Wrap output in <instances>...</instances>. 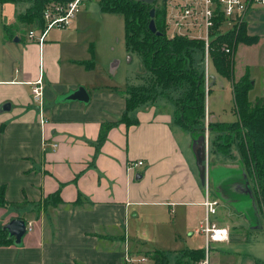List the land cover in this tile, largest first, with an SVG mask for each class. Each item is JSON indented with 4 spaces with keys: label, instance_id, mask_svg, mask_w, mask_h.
Masks as SVG:
<instances>
[{
    "label": "crops",
    "instance_id": "1",
    "mask_svg": "<svg viewBox=\"0 0 264 264\" xmlns=\"http://www.w3.org/2000/svg\"><path fill=\"white\" fill-rule=\"evenodd\" d=\"M17 17L2 23L0 37V187L5 202L0 204V224L22 219L26 232L19 244L0 246V264H128L125 257L134 260L131 254L157 248L166 254L164 248L175 243L181 230L202 238L185 250H203L197 229L205 199L216 202L209 221L228 229L227 241L209 243L208 258L216 263L213 259L225 252L226 264H231L226 246L247 241L234 229L246 231L261 221L237 210L236 217L247 226L238 225L231 202L202 196L191 139V133L199 132L174 125L170 96L132 109L127 116L136 122L126 125L125 95L110 83L94 81L95 64L91 69L82 65L93 49L80 16L65 29H49L41 45L26 37L28 30L41 28ZM244 28L250 36H261L254 32L259 27L253 21ZM38 78L41 121L29 85ZM204 78L206 96L211 87L209 76ZM78 86L85 89L87 101L66 98ZM167 91L176 94L173 88ZM206 120L214 122L210 115ZM136 161L142 164L128 168ZM55 193L58 199L52 197ZM220 204L224 215L217 212ZM243 208L249 212V205ZM150 244L155 247L147 248ZM252 257L243 264L264 263V257Z\"/></svg>",
    "mask_w": 264,
    "mask_h": 264
},
{
    "label": "rangeland",
    "instance_id": "2",
    "mask_svg": "<svg viewBox=\"0 0 264 264\" xmlns=\"http://www.w3.org/2000/svg\"><path fill=\"white\" fill-rule=\"evenodd\" d=\"M32 1L33 0H7L0 4V37L3 32L2 23L8 24L10 21H14L18 14L25 12V7L30 5ZM152 1L157 4V0ZM47 4H50V2ZM73 16V18L80 16L82 20L80 27L87 26L88 32L91 33L89 42L92 44L91 48L93 51L91 55L89 54L88 59L85 61H91L95 64L93 71L95 74V82H98L100 86L104 83L114 85V87L118 90V94H124L125 98L127 97L129 100L131 98V94L130 89L126 88L127 85L146 88H151V86L154 85L148 76L147 70L144 69L142 65L140 55L125 51L123 43V18L121 14L101 12L95 0H81L78 5V9ZM71 21L72 19L70 22ZM247 21L248 23L253 21L255 22V25H258L259 30L254 32L261 36H258V39L250 44L238 42L233 49L227 43H223L221 45L220 49L227 46L232 50L231 55L225 53L226 55H230L232 58L230 77L219 74L216 71L211 59H208L205 76L206 78L209 76L208 84L210 85L211 90L205 96L204 104L206 115L204 114L202 119L203 131L199 128L195 130L199 133H191L194 150L203 151L204 155L202 159H199L198 156H196L200 161L197 167H203L202 176H199L202 196L208 195L209 199L215 197L217 200L219 199L222 204L224 201L231 202V211L232 214H234L232 217L238 225L245 224L242 220L240 221L239 215L237 217L235 215V213L240 211L246 213L244 215H255L259 218L258 222L261 221L259 227H256L255 224H250V227L246 229V231L240 227L238 229H234V227H232L234 229V234L241 236L242 239L246 238L247 241H241L239 243L234 241L226 246L231 251L229 253L232 259L231 264H243L246 261L248 262V260H250L248 257L253 259L252 255H260L264 257V227L262 224L264 217H260V214L257 213L252 197V182L244 176L241 169L236 171L237 168H242V166L239 162V155L236 147L237 141L232 139L233 133L229 132L230 134L228 133V136H226L224 140H222L219 134L215 131H210L208 136H206L205 133L207 132V115L208 117L210 115V119H213L214 122H231L235 119L230 93L231 80L237 81L241 76L245 74L248 75L252 82V87L247 92V99L249 101L254 100L263 92L264 13L258 14L257 16L250 15L247 18ZM240 25L234 26L232 30L236 31L237 29L239 30L244 28ZM9 28L10 27H8L6 31L9 32ZM53 29L59 30L61 28ZM228 30L229 27L224 25L222 31L227 32ZM260 30H262V32H260ZM249 32L251 33V30ZM38 33V30L34 31L36 36ZM127 56H129L130 60H127ZM192 57L195 63H199L202 66L203 61L199 53L195 52ZM140 81L144 84L140 83ZM212 81L213 84H211ZM142 84L143 86H139ZM169 96L170 101H173L171 98H174L176 94L171 91H169V93L168 91H166V93L163 92L161 95H153V93H151L148 99L144 102L151 103L156 98H165ZM140 106L144 105L139 104L137 107L139 108ZM164 107L167 111L171 108L168 103L167 106ZM212 125L214 127L217 124ZM222 204H220L221 207L219 206V210L217 212L224 215V210L223 212L221 211L223 206ZM38 205L41 207L44 204L39 203ZM248 205L250 207L249 212L244 211L243 207H247ZM237 210L240 211L237 212ZM215 216H217V214H215ZM226 216L230 217V213ZM234 220L231 221H233V224H236ZM244 226L247 225L245 224ZM254 226L255 228H252ZM179 233V236H176L175 238V243L168 246V248H164L169 264H173L175 257L181 255L178 252L176 254V251L189 248L191 245H198L199 243H202V238L194 235L192 230H189L190 235H187V232L184 230H181ZM231 234L233 236V233ZM154 247V244L147 246V248ZM156 250L160 251L159 248ZM152 251L153 250L151 249L150 252ZM150 252H146V254ZM146 254H143L145 257L142 254H131L134 260L132 259V261L128 264H152ZM225 254L226 253L224 252V254L220 256L219 260H213L218 264H226V256L223 257ZM141 255L144 258H140L142 257ZM187 261L188 260H185L184 264H188Z\"/></svg>",
    "mask_w": 264,
    "mask_h": 264
},
{
    "label": "trees",
    "instance_id": "3",
    "mask_svg": "<svg viewBox=\"0 0 264 264\" xmlns=\"http://www.w3.org/2000/svg\"><path fill=\"white\" fill-rule=\"evenodd\" d=\"M4 1L7 0H0V3ZM64 1L67 0H34L31 6L17 17V21L41 28L43 26L41 13L45 5L48 2ZM164 1L157 0L155 4L153 1L146 3L140 0H96L101 12L122 15L124 48L126 52L140 55L142 65L154 84L151 88L126 86L130 89L131 98L124 99L125 113L122 119L126 125L134 124L136 121L127 116L128 112L147 100L151 93L161 95L173 88L176 90V96L173 98L174 125L183 130L195 131L200 128L203 131L205 78L202 66L195 63L192 57L197 52L202 59V42L181 35L167 36ZM150 8L154 9L152 18L154 31L148 28ZM257 39V36L246 34L245 28L215 36L208 50L216 71L226 77L231 75L232 58L231 54L226 55L220 49L223 43H227L233 49L238 42L250 44ZM82 65L86 69L92 68L91 61H84ZM251 87L252 82L247 74L237 81L231 80L230 92L235 119L231 122H206V131L217 132L222 140L229 132L233 133L232 139L237 141L242 171L252 182V197L257 213H264V90L259 97L248 101L247 92ZM206 90L208 92V88ZM212 124L217 125L213 127ZM52 197L58 199L57 193ZM4 203L3 188L0 187V204ZM11 244H14L12 237H9L0 224V246ZM179 254L181 255L175 257L173 264H184L187 259L198 260L203 256V250L183 249ZM146 256L152 264H169L166 254L162 251H152Z\"/></svg>",
    "mask_w": 264,
    "mask_h": 264
},
{
    "label": "built area",
    "instance_id": "4",
    "mask_svg": "<svg viewBox=\"0 0 264 264\" xmlns=\"http://www.w3.org/2000/svg\"><path fill=\"white\" fill-rule=\"evenodd\" d=\"M80 2L81 0H67L46 4L41 13L43 26L38 30L37 36L33 30H28L27 39L35 40L38 45H41L49 29L64 28L69 24ZM164 10L165 31L168 37L181 35L202 42V68L205 76L211 40L219 34L226 33L222 31L224 25L229 27L228 31L236 25L241 24L240 26L243 27L248 25L247 18L253 12L264 11V0H165ZM221 50L226 54L232 53L231 48L227 46L222 47ZM29 85L30 95L38 107L41 121L43 119H41L42 84L40 78L29 82ZM50 146L54 148L56 144L53 143ZM141 164V161L129 163L128 168ZM202 205L205 215L197 232L203 236L204 255L201 259L189 264H216L208 258L209 243L227 241L228 229L209 221V215L215 212L216 202L214 200L205 199ZM28 227H30L29 223H27ZM125 261L131 262L132 259L125 257Z\"/></svg>",
    "mask_w": 264,
    "mask_h": 264
},
{
    "label": "water",
    "instance_id": "5",
    "mask_svg": "<svg viewBox=\"0 0 264 264\" xmlns=\"http://www.w3.org/2000/svg\"><path fill=\"white\" fill-rule=\"evenodd\" d=\"M140 1L146 2V3L152 2V0H140ZM153 13H154V9L150 8L148 11V17H149L148 28L151 31H154V25H153V21H152ZM15 41H16V39H15ZM66 98L71 99V100H78V101H87L88 100L87 93L82 86H78L74 91H72L70 94H68L66 96ZM193 150H194V147H193ZM194 156H195L196 164L198 166V163H200V161L197 159L196 156H198L199 159H202L204 156L203 151H199V150L195 149L194 150ZM197 168L199 169L198 171H199V176H200L202 174L203 167L199 166ZM3 228L6 230L9 237H12L13 243L16 245L20 243L22 236L26 232L25 221L22 219H18V218L10 219L6 224L3 225Z\"/></svg>",
    "mask_w": 264,
    "mask_h": 264
}]
</instances>
